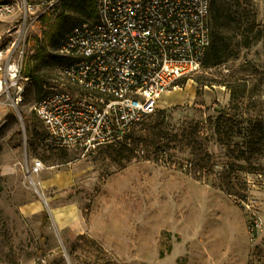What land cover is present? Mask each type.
<instances>
[{"label": "rangeland", "instance_id": "rangeland-1", "mask_svg": "<svg viewBox=\"0 0 264 264\" xmlns=\"http://www.w3.org/2000/svg\"><path fill=\"white\" fill-rule=\"evenodd\" d=\"M210 1L219 7L224 61L161 96L156 112L127 134L140 147L123 168L124 139L87 154L47 149L34 112L65 64L51 58L54 45L95 18L96 0H18L20 11L0 22L2 49L24 41L31 80L19 106H0V264H264V153L237 161L240 139L227 152L209 121L219 110L264 120V0ZM159 126L169 139L179 135L163 159L144 147ZM196 130L197 144L187 147L182 132ZM200 149L210 161L205 169ZM34 158L44 169L29 180L23 168ZM229 183L238 197L224 191ZM34 200L44 221L19 213L18 201Z\"/></svg>", "mask_w": 264, "mask_h": 264}, {"label": "built area", "instance_id": "built-area-1", "mask_svg": "<svg viewBox=\"0 0 264 264\" xmlns=\"http://www.w3.org/2000/svg\"><path fill=\"white\" fill-rule=\"evenodd\" d=\"M18 11V0L0 3V22ZM210 32V0H96L95 18L72 27L52 52L65 64L59 84L34 106L44 147L87 154L123 140L166 91L201 68ZM13 45L0 46V106L16 108L31 80L24 41ZM43 169L34 158L25 178Z\"/></svg>", "mask_w": 264, "mask_h": 264}, {"label": "trees", "instance_id": "trees-1", "mask_svg": "<svg viewBox=\"0 0 264 264\" xmlns=\"http://www.w3.org/2000/svg\"><path fill=\"white\" fill-rule=\"evenodd\" d=\"M214 3V1H210L211 42L206 56L201 64V67L205 69H210L212 67L220 65L224 61V57L228 50V46L226 45V42L222 39L221 34L219 32V7L216 5V3ZM64 37L54 45L53 50L57 48V46L64 39ZM51 58L53 60H56L57 62H60V60H62V58L54 55H52ZM39 88L42 90L41 86H39ZM38 96L40 99L41 96ZM231 97L234 99V95ZM209 121L211 125L210 129L213 132L216 141L220 143L223 147H225L227 152L232 151L231 143L233 139L235 137H238L240 139L241 142L235 144L238 154V156L236 157L237 161L246 162L248 161L246 155L255 156L257 154L260 155L264 153V120L258 118H254L251 120H234L230 113L224 110H219L216 115L209 118ZM198 133L199 130H196L194 135H190L189 133L187 134L186 131H183V140L187 141V143L184 145L188 147L192 143L194 145L197 144L196 137ZM170 136L171 134L167 132V129L164 126H159L155 128V130H153L152 138L144 146L146 151L149 152L151 148H155V151L157 150V153L159 154V156H161V159H163V155H166V150L169 146L168 143L175 142L179 137L177 133L173 135L171 139H169ZM123 139L124 142L122 143V145H120L119 150V154L124 159L122 162L120 161V166L122 168L125 166L126 163H129L133 159H135V152L138 151L140 147V144L138 142L132 140L131 135H126ZM199 153V155L203 157V164H201V168L205 169L210 163L209 159L206 161L204 160V158L208 154L202 149L199 150ZM193 155L195 154L193 153ZM143 160H150V158L149 156H146L143 158ZM229 165L232 164H226L225 167L228 168ZM237 165L235 167L238 168L240 171L245 170V166L243 164ZM194 179L200 181V179H198L196 176H194ZM224 191L229 196L238 197L239 192L237 191V188L233 186L232 183H229L228 186L225 187ZM41 217L44 221V217H47L46 212H43Z\"/></svg>", "mask_w": 264, "mask_h": 264}, {"label": "crops", "instance_id": "crops-1", "mask_svg": "<svg viewBox=\"0 0 264 264\" xmlns=\"http://www.w3.org/2000/svg\"><path fill=\"white\" fill-rule=\"evenodd\" d=\"M9 173L11 174V176H14L15 175L14 172H12V171L9 172ZM18 202L19 203H22V205L19 207V213H20V215H22V217L27 218V217H33L35 215L42 216V213L45 212L43 210V207L40 204V202H38L36 200L32 201L31 203H27V204L26 203H23V202H20V201H18ZM46 216L48 217L47 213H46ZM53 218H54V216H53ZM54 219L56 220V218H54ZM58 220H60V218H58ZM72 224H76V222L74 221ZM60 229H64V228H60ZM179 244L180 243H176L175 247H178ZM180 246H181V244H180ZM174 248L172 249V252H173Z\"/></svg>", "mask_w": 264, "mask_h": 264}]
</instances>
